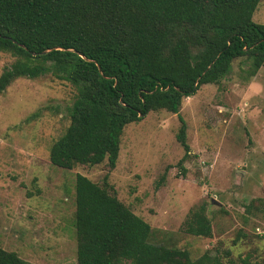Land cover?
Masks as SVG:
<instances>
[{
    "label": "trees",
    "instance_id": "16d2710c",
    "mask_svg": "<svg viewBox=\"0 0 264 264\" xmlns=\"http://www.w3.org/2000/svg\"><path fill=\"white\" fill-rule=\"evenodd\" d=\"M260 1L0 0V53L15 59L0 75V95L21 78L70 83V124L50 162L73 170L107 160L112 171L128 125L152 112L178 114L184 99L220 85L237 60L249 63V78L264 68V24L253 20ZM179 119L182 167L191 149ZM74 228L78 264H263L211 252L193 259L152 243L151 226L118 199L108 177L99 185L76 176ZM183 228L213 235L205 207L191 210ZM0 264L32 263L0 247Z\"/></svg>",
    "mask_w": 264,
    "mask_h": 264
},
{
    "label": "rangeland",
    "instance_id": "374dc122",
    "mask_svg": "<svg viewBox=\"0 0 264 264\" xmlns=\"http://www.w3.org/2000/svg\"><path fill=\"white\" fill-rule=\"evenodd\" d=\"M253 20L264 24V0ZM14 61L0 53V75ZM248 69L237 60L220 85L184 99L178 114L152 112L128 125L112 171L107 160L54 167L50 149L70 124L76 90L51 76L16 80L0 95V247L32 264H78L80 174L99 185L108 177L118 199L151 226L154 244L186 249L193 259L211 252L264 264V68L251 78ZM180 117L191 149L182 167ZM199 207L211 219V238L184 232Z\"/></svg>",
    "mask_w": 264,
    "mask_h": 264
},
{
    "label": "water",
    "instance_id": "95a60500",
    "mask_svg": "<svg viewBox=\"0 0 264 264\" xmlns=\"http://www.w3.org/2000/svg\"><path fill=\"white\" fill-rule=\"evenodd\" d=\"M45 53H46V52H45ZM213 203H214V204H216V205H219V204H218V203H216L215 201H213Z\"/></svg>",
    "mask_w": 264,
    "mask_h": 264
}]
</instances>
